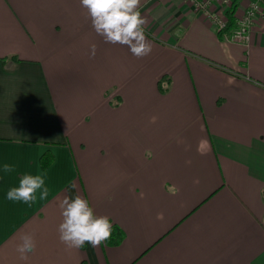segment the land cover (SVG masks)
Instances as JSON below:
<instances>
[{
  "label": "crops",
  "instance_id": "0c3cea01",
  "mask_svg": "<svg viewBox=\"0 0 264 264\" xmlns=\"http://www.w3.org/2000/svg\"><path fill=\"white\" fill-rule=\"evenodd\" d=\"M138 10L144 57L106 43L81 0H0V264H264V4L246 43L191 0ZM25 174L46 198L7 199ZM77 194L117 244L61 242Z\"/></svg>",
  "mask_w": 264,
  "mask_h": 264
},
{
  "label": "clouds",
  "instance_id": "9594fccd",
  "mask_svg": "<svg viewBox=\"0 0 264 264\" xmlns=\"http://www.w3.org/2000/svg\"><path fill=\"white\" fill-rule=\"evenodd\" d=\"M141 0H81L88 10L92 26L98 35L103 36L106 43L127 45L133 55L144 57L151 53L152 44L146 39L145 20L139 9ZM96 45H91V55H95ZM3 171L7 174L13 171V166L5 163ZM42 175L25 174L21 177L18 187L8 190L6 197L13 201L32 203L40 193V199L48 195ZM59 207L63 220L59 225V238L68 248L82 247L86 242L93 247L107 241L112 232L111 219L106 215H96L89 201L81 195L75 198L65 197ZM36 247L32 234L21 237L17 251L22 259Z\"/></svg>",
  "mask_w": 264,
  "mask_h": 264
},
{
  "label": "built area",
  "instance_id": "2783aa9c",
  "mask_svg": "<svg viewBox=\"0 0 264 264\" xmlns=\"http://www.w3.org/2000/svg\"><path fill=\"white\" fill-rule=\"evenodd\" d=\"M193 4L199 9L203 10L208 20L215 26V28L224 35L225 40L239 43H246L249 41V31L255 20L263 12L264 0H250L249 4L245 6L242 11L235 14L236 25L232 30L228 28V17L223 16L231 7L232 0H220L224 6L223 12H218L214 0H191Z\"/></svg>",
  "mask_w": 264,
  "mask_h": 264
},
{
  "label": "trees",
  "instance_id": "16d2710c",
  "mask_svg": "<svg viewBox=\"0 0 264 264\" xmlns=\"http://www.w3.org/2000/svg\"><path fill=\"white\" fill-rule=\"evenodd\" d=\"M239 7V2L238 0H234L231 7L229 8V10H227V17H228V28L227 30H232L235 25H236V21H235V14L237 12V9ZM222 37H224L223 34H221ZM225 39V37H224ZM51 162L50 160H48L46 158V156L43 157V164L46 166L48 165V163ZM122 238V232L120 231V229L115 226L112 225V232H111V236L110 238L106 241L108 244H117Z\"/></svg>",
  "mask_w": 264,
  "mask_h": 264
},
{
  "label": "rangeland",
  "instance_id": "374dc122",
  "mask_svg": "<svg viewBox=\"0 0 264 264\" xmlns=\"http://www.w3.org/2000/svg\"><path fill=\"white\" fill-rule=\"evenodd\" d=\"M232 1H234V0H232ZM253 26V25H252ZM252 28V27H251Z\"/></svg>",
  "mask_w": 264,
  "mask_h": 264
}]
</instances>
